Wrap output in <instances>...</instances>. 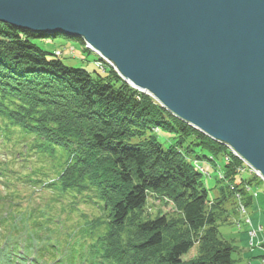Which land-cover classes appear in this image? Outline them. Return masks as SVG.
<instances>
[{
    "label": "trees",
    "instance_id": "trees-1",
    "mask_svg": "<svg viewBox=\"0 0 264 264\" xmlns=\"http://www.w3.org/2000/svg\"><path fill=\"white\" fill-rule=\"evenodd\" d=\"M58 37L87 49L0 23V185L15 194L0 214V264H235L219 221L229 199L255 206L247 187L259 180L100 59L91 72L41 46ZM161 131L178 136L165 146ZM190 154L222 157L216 204ZM151 201L178 212L153 216Z\"/></svg>",
    "mask_w": 264,
    "mask_h": 264
},
{
    "label": "water",
    "instance_id": "water-1",
    "mask_svg": "<svg viewBox=\"0 0 264 264\" xmlns=\"http://www.w3.org/2000/svg\"><path fill=\"white\" fill-rule=\"evenodd\" d=\"M0 23L82 39L264 179V0H0Z\"/></svg>",
    "mask_w": 264,
    "mask_h": 264
},
{
    "label": "rangeland",
    "instance_id": "rangeland-1",
    "mask_svg": "<svg viewBox=\"0 0 264 264\" xmlns=\"http://www.w3.org/2000/svg\"><path fill=\"white\" fill-rule=\"evenodd\" d=\"M41 46L49 53L64 57L65 62L70 66L73 65L77 66L78 68H86L91 72L96 70L94 67V62L96 59H99L97 53L89 49H85L84 46L75 40H70L65 37H58L53 41L49 40L48 43H42ZM72 46H74L77 54H74L73 49H71ZM106 66L116 71L115 67L111 66L110 63H104L103 68L106 69ZM101 71L104 72L102 69ZM147 96L158 104V102L152 96ZM157 134L159 135L160 141L165 146L173 143L174 138L178 136L167 134L163 131ZM1 148H3V146H1ZM0 157L4 158L3 152L0 153ZM216 159L218 160V166H215L213 161L209 162L200 160L196 158L194 154H190L189 156V160L193 162L195 167H197L199 171L205 176L206 183H209L210 187L215 185V190L210 194L212 200L210 205L217 203V201H214V199L222 197L218 187L220 185L226 184L221 181V184H216V179L224 180L225 177L224 168L220 167L222 165V161H220L222 157ZM243 164H245V167L240 168L241 172L244 174L245 172H248V174H250L248 165L244 162ZM224 165L226 164L224 163ZM250 177L253 178L255 176L252 174ZM247 178L249 177H246V179ZM257 179L259 180L258 183L256 180L253 182L254 185L257 184L255 189L251 190L250 187H247V191H250L252 195L254 194L257 197L255 200V206L247 209L244 207L245 204L240 205L239 201L234 202V200L229 199L226 206L229 212L222 216V221L221 219L219 221L221 236L230 243H234V245L237 247V251L233 254V260L236 261L235 264H260V259L258 257L264 255V242L262 241V239H264V182H262L259 178ZM7 187L0 185V206L2 207L0 214L5 212L3 206L8 205V203L15 197V194L12 191H6ZM21 193L27 195L31 194V192L27 189H21ZM18 194L20 193L18 192ZM148 208L153 216L157 213V211H161L164 214H176L178 212L175 205L171 203L169 205L163 206L159 203H154L151 201ZM83 209L89 211L87 207H83ZM226 217L229 218L225 220ZM260 226L263 227L262 234L261 231L258 232V230H260L258 229ZM254 227L256 228L257 233H259L258 238L260 239V243L258 247H255L253 244H251V239L254 238L252 234ZM197 256L198 248L196 247L184 257V260H193Z\"/></svg>",
    "mask_w": 264,
    "mask_h": 264
},
{
    "label": "built area",
    "instance_id": "built-area-1",
    "mask_svg": "<svg viewBox=\"0 0 264 264\" xmlns=\"http://www.w3.org/2000/svg\"><path fill=\"white\" fill-rule=\"evenodd\" d=\"M87 49H89L88 48V45H87ZM90 50V49H89ZM99 59H100V63H98L97 64V66L98 67H100V66H102L103 65V63H110L111 64V66H113L112 65V63L110 62V61H108V60H106V59H102V58H100L99 57ZM234 154V153H233ZM249 167V166H248ZM249 170H250V174H253L255 177H257V178H259L262 182H264V179L261 177V175L258 173V172H255L253 169H251L250 167H249ZM261 231V229L260 230H258V232H260ZM252 234H253V237L255 238V237H257L258 238V234L259 233H257V231H253L252 232ZM253 239V238H252ZM260 264H264V255H263V257H261V259H260Z\"/></svg>",
    "mask_w": 264,
    "mask_h": 264
},
{
    "label": "bare ground",
    "instance_id": "bare-ground-1",
    "mask_svg": "<svg viewBox=\"0 0 264 264\" xmlns=\"http://www.w3.org/2000/svg\"><path fill=\"white\" fill-rule=\"evenodd\" d=\"M135 90L138 91L139 93H142L138 89H135ZM258 229H262L263 230V227L260 226ZM253 231H256V228L255 227L253 228ZM259 243H260V239L259 238L255 237V238L251 239V244H253L255 247H258L259 246Z\"/></svg>",
    "mask_w": 264,
    "mask_h": 264
}]
</instances>
